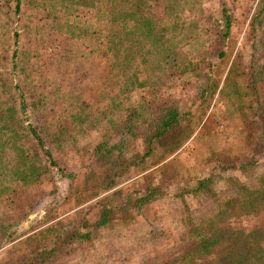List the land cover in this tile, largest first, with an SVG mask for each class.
I'll return each mask as SVG.
<instances>
[{"label": "rangeland", "instance_id": "374dc122", "mask_svg": "<svg viewBox=\"0 0 264 264\" xmlns=\"http://www.w3.org/2000/svg\"><path fill=\"white\" fill-rule=\"evenodd\" d=\"M127 3L0 0V264H264V0Z\"/></svg>", "mask_w": 264, "mask_h": 264}, {"label": "trees", "instance_id": "16d2710c", "mask_svg": "<svg viewBox=\"0 0 264 264\" xmlns=\"http://www.w3.org/2000/svg\"><path fill=\"white\" fill-rule=\"evenodd\" d=\"M111 4H112L111 20L113 22H118V21L122 22L123 20H127L126 18L129 17V14H132L131 10L129 11L127 0H123V1L111 0ZM18 7H19V0H16V8H18ZM129 12H131V13H129ZM142 13H144V12H135L134 13L136 16L139 15V17L136 18L138 21L137 22L138 28H141V26H142L140 23V19H141L140 16H143ZM225 17H226V25H228L229 21H228L227 15H225ZM142 23L145 24L144 25L145 29L142 31L141 34L144 36H147L148 38L155 36L157 41H158L159 38L156 36L157 32L155 31L154 25L152 24V21L149 19V17L145 16V19L142 21ZM220 52H222V50ZM176 114H177V112H175V111H171L169 114H167L168 116H167L166 120L163 122L161 129L156 130L155 133L160 134L163 131H165V129L168 126H171L173 121L176 120L175 119ZM183 114H186V113H183ZM28 129L30 131V134L33 136V138L36 139V141L40 145H42L43 144L42 138L37 133L36 129L34 128V126L31 123H28ZM45 153H46L47 157L49 158V161L52 162V164L57 166L56 160L54 159L53 156H51L50 151L45 150ZM57 168L60 169L59 166H57ZM202 182H204V180ZM197 186H198L197 189H200L204 185L199 182V184ZM152 191H154V190H152ZM149 196H150V193H147V194L142 195L140 198H143V200H146V199L148 200ZM101 207L102 208L99 211V216L96 220L97 224H103V223L107 222V220L111 219V215H112V212H110L111 206L109 204L103 203ZM198 231L196 230V234L199 233ZM214 242H215V240L211 236L208 237V239H207V237L201 236L199 241L196 243V245L194 247H191L189 251H194V252L203 251V253H205L208 243L211 244ZM163 264H169V263L164 262ZM178 264H192V263H190L189 260L186 261V260L179 259Z\"/></svg>", "mask_w": 264, "mask_h": 264}]
</instances>
